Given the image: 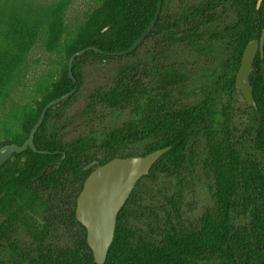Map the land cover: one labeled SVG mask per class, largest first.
I'll list each match as a JSON object with an SVG mask.
<instances>
[{
    "label": "trees",
    "instance_id": "obj_1",
    "mask_svg": "<svg viewBox=\"0 0 264 264\" xmlns=\"http://www.w3.org/2000/svg\"><path fill=\"white\" fill-rule=\"evenodd\" d=\"M256 1L225 0L220 14L214 16L213 28L206 25L211 20H201L207 18L208 8L198 7L182 19L187 23L180 35V19L166 26L159 17L136 49L152 43L149 61L120 68L109 90L99 89L90 97V109L101 105L131 114L124 126L106 135L98 157L86 140L67 142L56 124L81 85V62H113L133 54L86 51L74 58L75 82L68 73L69 59L92 47L105 53L127 50L157 7V0H102L64 45L66 63L58 79L41 92L34 112L18 122L17 132L10 130L0 137V147L23 144L43 108L77 87L46 112L34 135L36 150L48 153L28 148L0 167V264H96L86 232L74 217L83 182L96 166L84 167L93 161L102 165L116 157L137 155L126 153L137 145L144 147L140 155L169 149L137 181L119 211L103 264H264V51L262 58L256 55L249 75L256 108L245 107L242 128L234 124L235 79L242 54L264 30V0L258 10ZM230 12L234 17L227 18ZM61 15L59 7L34 20L0 13V97L41 30L49 44L58 42ZM163 43L165 56L160 55ZM175 51L203 62L206 72L196 93L187 88L184 62L177 64ZM191 95L196 96L193 103L184 100ZM53 114L56 121L51 119ZM159 177L172 178L178 191L155 208L145 204L138 188L143 180ZM197 177L207 182L210 203L200 216L189 220L182 211L181 191L190 178ZM56 228L67 238L63 245L49 239Z\"/></svg>",
    "mask_w": 264,
    "mask_h": 264
},
{
    "label": "rangeland",
    "instance_id": "obj_2",
    "mask_svg": "<svg viewBox=\"0 0 264 264\" xmlns=\"http://www.w3.org/2000/svg\"><path fill=\"white\" fill-rule=\"evenodd\" d=\"M102 0H0V13L17 15L36 19L39 15L46 17L49 10L62 8L61 34L55 45L49 44L48 35L40 31L35 44L25 56V60L12 83L5 89L0 97V137L8 131L17 132L18 122L35 110V103L40 101L41 92L58 79L62 65L66 63L64 45L68 44L74 34L80 29L87 17L100 5ZM152 43L146 42L133 55L113 62H94L86 60L79 65L81 85L78 87L74 99L63 109V114L56 126L67 142L76 139L86 140L93 145V149L100 157L98 146L106 135L114 129H120L130 119V112L109 109L96 105L93 109L88 107L90 97L99 89L109 90L114 85V79L120 68L149 61L152 53ZM177 56V57H175ZM177 64H184V73L188 77L187 88L197 92L201 75L206 72L203 62L188 57L187 54L173 56ZM203 76V75H202ZM192 96V95H191ZM195 95L184 100L194 102ZM186 102V101H185ZM236 112L235 126L242 128L247 118V110L242 95L236 92L234 98ZM57 117L53 120L56 121ZM143 145L131 146L126 153L133 152L140 155ZM125 155V154H124ZM176 181L169 177H159L156 180H143L138 193L145 204L157 207L164 203L165 197L177 192ZM181 207L184 217L189 220L201 215L204 208L210 203L207 182L202 177L190 178L184 185ZM54 230L50 241L63 245L67 238L61 231Z\"/></svg>",
    "mask_w": 264,
    "mask_h": 264
},
{
    "label": "water",
    "instance_id": "obj_3",
    "mask_svg": "<svg viewBox=\"0 0 264 264\" xmlns=\"http://www.w3.org/2000/svg\"><path fill=\"white\" fill-rule=\"evenodd\" d=\"M261 1L258 0V6ZM159 12L160 4L151 22L127 50L106 54L109 56H123L133 52L155 26ZM263 41L264 31L259 42L253 40L247 44L243 51L240 67L235 79L236 90L242 95L246 106L250 108H256V103L250 86L249 75L252 70L258 45L262 49ZM89 50L104 54L103 51L94 47L75 53L68 62V73L73 82L75 80L72 77L71 69L74 58L80 57L84 52ZM76 88L75 86L69 93L49 102L43 108L38 121L31 129L28 138L23 144H7L0 147V167L13 154H20L28 148L36 153H48L46 151L36 150L34 146V135L44 121L46 112L69 98L74 94ZM55 117L56 115L53 114L51 119L53 120ZM168 149V147L158 149L146 155L116 157L102 165H97V161H93L84 167V170H88L96 166L83 182L81 191L76 199L74 217L86 232V244L91 250L96 264H103L106 260L107 252L114 238L117 215L133 191L137 181L149 173L151 167Z\"/></svg>",
    "mask_w": 264,
    "mask_h": 264
},
{
    "label": "flooded vegetation",
    "instance_id": "obj_4",
    "mask_svg": "<svg viewBox=\"0 0 264 264\" xmlns=\"http://www.w3.org/2000/svg\"><path fill=\"white\" fill-rule=\"evenodd\" d=\"M262 1H261V3H262ZM223 2H225V0H157L156 11H157L158 5L160 4V12H159L158 18L161 17V22L164 25H166V26L168 25V23L170 25L174 18L175 19H180L181 21H180L179 25L181 27L179 28V31L177 32L180 35V34H182L183 26L186 25V23H187V22H184L183 20L184 19H188L191 16V14H193V12H197L196 8H198V7L202 8V10H205L206 7L208 8L207 18H203L201 20L202 21L211 20L206 25L207 26L210 25V27L213 28L215 26L214 25L215 24L214 23V21H215L214 16L220 14V12L222 11L221 8H222ZM257 2H258V0L256 1V7H255L256 10H258L260 8V6H261V3L258 6ZM228 5L229 4L226 5L227 9H228ZM213 8H215V9H213ZM156 11H155V13H156ZM229 17L230 18L234 17L232 12H230L228 14L227 18H229ZM227 18H226V20H227ZM260 19H261V15L258 14L257 17H256L257 24H260ZM192 20H195V22H196V21H199V18L198 17L197 18L194 17ZM263 31L264 30L262 29L261 33H260V36H259L258 40H256V41L259 42ZM202 32H205V31L203 30ZM136 49L133 52L129 53V54H133L135 51H137ZM263 51H264V41H263V44H262V49H260V47L258 45V48H257V51H256V55L259 54L260 57L262 58ZM104 54L107 55L105 52H104ZM160 55H162V56L166 55V45H165V43L162 44ZM256 55H255V57H256ZM200 59H203V58H200ZM254 60H255V58H254Z\"/></svg>",
    "mask_w": 264,
    "mask_h": 264
}]
</instances>
